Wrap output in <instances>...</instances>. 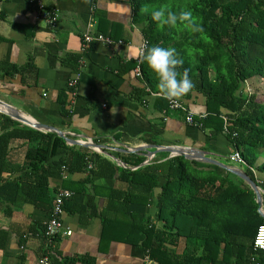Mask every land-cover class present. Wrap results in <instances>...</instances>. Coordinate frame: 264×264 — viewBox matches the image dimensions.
<instances>
[{"label":"crops","instance_id":"crops-1","mask_svg":"<svg viewBox=\"0 0 264 264\" xmlns=\"http://www.w3.org/2000/svg\"><path fill=\"white\" fill-rule=\"evenodd\" d=\"M44 6L56 12L57 23L53 27L39 18L37 9L28 0H0L1 104L62 133L68 140L101 146L102 151H98L62 138L68 147L83 149L88 155L99 154L121 169L134 171L153 161L161 164L175 158L162 152L164 148L180 147L246 173L244 166L229 160L236 147L227 136L224 124L220 129L215 118L206 120L205 96L192 91L189 96L178 99L193 113L199 126L188 125L184 112L172 111L168 105L163 109L158 104L159 94L151 92L142 78L135 76L138 53L145 39L143 25L134 22L130 0H44ZM84 34L100 35L113 40L114 44L107 46L93 41L82 51ZM75 56L79 57L78 63L71 60ZM72 82L73 87H69ZM143 90L144 95L139 96ZM5 118L18 128L51 133L28 126L0 110V122ZM2 132L0 128V135ZM38 143L13 139L7 147V172L1 174L0 181L11 186H0V264H41L45 256L49 258L48 264H65V261L71 264H146L142 246L127 240V227L107 206L113 195L109 186L115 187V191L127 187L119 183L118 173L113 178L114 183L99 177L85 184L88 192L83 196L92 206L82 215L64 213V228L72 234L58 237L46 254L42 230L49 219L54 195L58 189L69 190L61 180L82 185L86 176L83 172L64 173L60 180L50 179L48 206L34 207L24 198L28 188L19 192L15 184L25 187L35 184L37 176L31 174L26 154ZM150 152H156L151 160ZM128 155L143 157L144 161L132 167L126 162L132 163L135 158ZM61 156H55L54 160ZM189 162V168L196 172L212 170L216 173L212 169L216 166L221 169L219 174L238 179L213 163ZM158 182L161 186L165 179L159 177ZM159 192L157 188L153 195ZM32 196L40 201L34 192L29 195ZM13 197L15 204L11 202ZM148 210L150 221L160 228L162 223L156 222V208L151 205ZM101 215L113 224L103 229ZM177 249L182 251L181 241Z\"/></svg>","mask_w":264,"mask_h":264},{"label":"trees","instance_id":"trees-1","mask_svg":"<svg viewBox=\"0 0 264 264\" xmlns=\"http://www.w3.org/2000/svg\"><path fill=\"white\" fill-rule=\"evenodd\" d=\"M130 3L134 22L143 25L146 46L176 49L177 58L183 60L178 69L181 72L187 69L194 82L193 88L183 96L197 91L206 97V120L215 118L220 129L224 124L227 136L246 163L256 168L264 188V163H256L258 155L264 153V101L255 93L245 94L243 89L255 77L264 82V0H130ZM160 8L178 16L190 11L192 16L178 20L174 26L166 25L152 18L151 13ZM78 58L71 60L78 63ZM140 68L142 81L151 92L159 94L158 104L167 109V99L142 60ZM143 95L144 90L139 92V96ZM0 128L3 131L0 176L7 172V147L11 140L39 142L26 154L31 174L37 176L35 184L26 187L15 184L19 192L28 188L24 198L34 207L48 206L50 179L60 180L64 173L83 172L86 177L82 185L61 180L72 192L63 204L64 213L82 215L92 206L83 196L88 192L85 184L99 177L114 183L118 173L119 183L127 187L115 191V187L109 186L113 195L107 206L127 227V240L140 244L151 264H264V250L254 248L257 229L264 224L257 212L255 195L242 180L237 185L229 174H219V167L213 166L216 173L210 170L195 175L189 161L175 157L161 164L153 161L132 171L116 167L99 154L88 155L83 149L70 148L56 134L18 128L7 118L0 122ZM57 155L62 156L54 160ZM128 157L135 158L132 163L126 162L132 167L144 161L137 155ZM245 171L255 181L247 168ZM159 177L165 179L161 186ZM4 185L11 186L0 181V186ZM157 188L160 192L154 196ZM32 192L40 198L39 202L29 197ZM14 199L11 198L13 204ZM151 205L156 208V222L162 223L160 228L150 221ZM100 218L103 229L113 224L105 215ZM180 241L182 251L177 249Z\"/></svg>","mask_w":264,"mask_h":264},{"label":"built area","instance_id":"built-area-1","mask_svg":"<svg viewBox=\"0 0 264 264\" xmlns=\"http://www.w3.org/2000/svg\"><path fill=\"white\" fill-rule=\"evenodd\" d=\"M3 1H7V0H3ZM28 2L35 9H37V13L40 19L45 21L50 27L55 26V24L57 23L56 12L52 10H47L44 6V0H28ZM93 41L102 42L107 46H113L114 44V41L109 38H105L100 35L91 36L89 34H84L82 38V51L85 49L87 45H89ZM118 43L120 44V42ZM146 45H147V42L144 41L142 43L141 48L146 47ZM141 60L142 59L139 57L136 63V67L134 69L135 76L138 78H142L141 68H140ZM73 85H74V82L70 83L69 87H73ZM167 101H168V108L170 110L172 111L179 110L185 113L186 115L185 119L188 125L199 126L197 125L198 123L196 122L197 120L195 119L193 113L187 111V109L184 107V105L179 100H177L176 102H170L167 99ZM202 118L203 116H200V119ZM185 149L189 150L187 148ZM229 160L233 163L244 166L253 174L255 178L254 182L256 183L258 187V190L262 197V201H264V188L261 186L262 183L257 178L256 168L248 165L246 161L241 157L237 149L229 156ZM71 196H72V192L69 190H64V189H58L54 195L53 202H52V210L50 212L49 219L45 224L44 236H43L44 246L47 251L46 252L47 254H48V250L52 248L54 240L58 236H70L72 234L70 230H65L63 222H62V217L64 215L63 204ZM254 248L264 250V224L259 226L257 229L256 235L254 238ZM40 263L48 264L49 258L45 256L44 258H42V261ZM146 264H151V263L147 260Z\"/></svg>","mask_w":264,"mask_h":264},{"label":"clouds","instance_id":"clouds-1","mask_svg":"<svg viewBox=\"0 0 264 264\" xmlns=\"http://www.w3.org/2000/svg\"><path fill=\"white\" fill-rule=\"evenodd\" d=\"M145 11H148L147 6H145ZM151 15L159 23L174 26L180 19L191 18L192 13L184 11L178 16L175 12L160 8L153 11ZM138 55L154 75L161 95L170 102H176L193 88L194 82L188 70L184 69L181 72L178 69V66L183 64V60L177 58L174 47L146 46L140 49Z\"/></svg>","mask_w":264,"mask_h":264},{"label":"water","instance_id":"water-1","mask_svg":"<svg viewBox=\"0 0 264 264\" xmlns=\"http://www.w3.org/2000/svg\"><path fill=\"white\" fill-rule=\"evenodd\" d=\"M0 110L4 113H8L9 116H11L12 118H15L16 120L31 126L35 129L44 131V132H51V133H55L57 136H59L60 138H63L66 142L74 144V145H79V146H84L86 148H90V149H94V150H98V151H102V147L98 146L96 144L93 143H89V142H84V143H78V142H74L72 140H68L66 139L62 133L55 131L54 129L48 128L40 123H38L37 121L28 118L27 116H24L23 114L18 113L16 110H13L12 108H10L7 105L1 104L0 103ZM162 152H166L168 154H171L172 157H182L185 160L188 161H196V162H207V163H213L217 166H220L222 168H224L225 170H227L229 173L237 176L240 180H242L254 193L255 195V200L257 203V212L259 213V215L264 219V210L262 209V197L260 195V192L258 190V187L256 185V183L250 178V176H248L245 172L243 171H239V170H232L226 166H224L223 164L217 163V162H213L211 160H209L208 158L204 157L202 154H200L199 152H196L195 150H186L185 148H180V147H175V148H164L162 150ZM156 154V152H150L149 155V159L151 160V158ZM107 157H109L110 159L114 160L115 162L116 159L113 158L112 156H109L106 154ZM147 162L143 163V165H146ZM121 167L125 168L124 165H120Z\"/></svg>","mask_w":264,"mask_h":264},{"label":"rangeland","instance_id":"rangeland-1","mask_svg":"<svg viewBox=\"0 0 264 264\" xmlns=\"http://www.w3.org/2000/svg\"><path fill=\"white\" fill-rule=\"evenodd\" d=\"M211 76H213V75H211ZM243 89H244L245 94L250 95V94L255 93L256 95L259 96V98L262 101H264V82L260 81L259 78L255 77V78L251 79L250 81L246 82ZM262 162L264 163V153H261L260 155H258L256 163L258 165H260V164H262ZM191 172L195 175L198 174V172H196L194 169H192ZM200 174L203 175V172H200ZM238 179L236 178V180H234L231 178V180L237 185L240 184ZM262 209L264 210V204H263Z\"/></svg>","mask_w":264,"mask_h":264}]
</instances>
